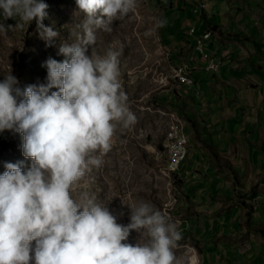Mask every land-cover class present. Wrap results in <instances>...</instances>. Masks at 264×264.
<instances>
[{
    "label": "clouds",
    "instance_id": "9594fccd",
    "mask_svg": "<svg viewBox=\"0 0 264 264\" xmlns=\"http://www.w3.org/2000/svg\"><path fill=\"white\" fill-rule=\"evenodd\" d=\"M75 2L85 14L83 35L60 47L62 62H44L47 82L22 89L11 70L0 82V132L21 134L22 154L32 161L27 171L22 161L7 163L0 174V264H200L196 254L176 256L182 233L150 203L122 201L130 208L125 225L88 192L72 196L90 166H102L118 127L136 122L120 79L121 52L101 56L94 45L97 30L111 32L137 0ZM48 7L44 0H0V34L35 20L50 42L59 33L43 23ZM8 19L16 24L2 22Z\"/></svg>",
    "mask_w": 264,
    "mask_h": 264
},
{
    "label": "crops",
    "instance_id": "0c3cea01",
    "mask_svg": "<svg viewBox=\"0 0 264 264\" xmlns=\"http://www.w3.org/2000/svg\"><path fill=\"white\" fill-rule=\"evenodd\" d=\"M154 2L164 11V46L195 81L172 101L189 139L177 211L209 264H258L260 241L244 251L235 244L229 258L227 246L209 243L264 233V0ZM210 62L217 71H206Z\"/></svg>",
    "mask_w": 264,
    "mask_h": 264
},
{
    "label": "rangeland",
    "instance_id": "374dc122",
    "mask_svg": "<svg viewBox=\"0 0 264 264\" xmlns=\"http://www.w3.org/2000/svg\"><path fill=\"white\" fill-rule=\"evenodd\" d=\"M154 1L137 0L135 11L124 19L114 21L111 32H96L94 47L97 54L103 56L110 48L121 52L120 79L136 122L129 128L118 127L111 150L102 157V166H90L91 170L86 172L72 196L79 198L82 192H88L96 197L97 203L107 206L109 211L117 215L118 223L125 225L130 222V208L122 205V201L130 206L140 202L150 203L170 217L182 233V239L174 250L176 256L186 260L196 254L200 264H209L200 242L187 233L185 220L177 211L183 199L180 191L184 180L183 165L175 173L167 170L166 134L173 122L170 113L176 112L172 101L178 100L183 83L176 73L180 66H175L160 37L162 27L157 25V21L163 19L164 11ZM44 2L49 7L43 23L59 35L50 42L45 41L39 35L35 20L28 26L9 31L7 35L0 34V82L11 70L22 89L28 85L45 84L47 69L42 66L44 62L48 58L62 62L65 57L59 53L60 47L63 44L70 46L75 43L77 35H83L81 25L85 14L78 9L75 0ZM2 22L5 25L16 24L14 19ZM88 54H91V48ZM22 144L21 134L8 130L0 132V174L6 170L7 163L22 161L23 171L31 166V159L22 154ZM120 212L124 215L120 216ZM138 236L133 231L128 242L134 244ZM234 239L215 237L209 245L222 244L233 250L236 244L235 251H244L246 246L257 244L258 241L264 246V233L257 237L254 235L252 239H243L241 244ZM231 253V249L225 252L228 258ZM263 253L264 248L257 251L256 256L261 257L258 264H264Z\"/></svg>",
    "mask_w": 264,
    "mask_h": 264
},
{
    "label": "built area",
    "instance_id": "2783aa9c",
    "mask_svg": "<svg viewBox=\"0 0 264 264\" xmlns=\"http://www.w3.org/2000/svg\"><path fill=\"white\" fill-rule=\"evenodd\" d=\"M212 32H207L203 39H208L212 36ZM198 49L202 52V40L198 42ZM207 57V55H205ZM220 67V63L210 62L206 68L208 72L217 71ZM177 76L179 80L188 86H193L195 81L191 75L190 70L187 66L181 65L178 67ZM170 116L173 120L170 128L168 129L166 140L168 149V162L167 170L171 173L177 172L183 165L184 161L187 159L189 154V139L185 132V122L178 116L176 112H171ZM257 202V199H254Z\"/></svg>",
    "mask_w": 264,
    "mask_h": 264
}]
</instances>
